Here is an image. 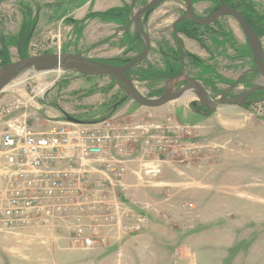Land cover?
I'll list each match as a JSON object with an SVG mask.
<instances>
[{
	"label": "rangeland",
	"instance_id": "obj_1",
	"mask_svg": "<svg viewBox=\"0 0 264 264\" xmlns=\"http://www.w3.org/2000/svg\"><path fill=\"white\" fill-rule=\"evenodd\" d=\"M149 1L138 0L136 7ZM195 1L200 15L211 8V0ZM229 1L251 19L264 47V0ZM116 5L121 2L1 0L0 37H14L19 43L12 42L7 51L0 47V67L3 58L15 61L23 51L28 56L84 53L116 62L134 55L139 51H127L128 36L115 35L119 22L108 16L94 17L91 12ZM185 7L184 0H167L145 22L152 50L137 65L133 78L146 97L159 96L155 93L164 91L165 83L140 78L139 72L149 65L165 66L159 48L176 46L172 25ZM20 34L24 35L19 39ZM181 34L188 50L186 71L212 96L220 95L244 71L256 66L245 32L233 16L222 17L209 29L199 28L190 38ZM199 39L211 51H205ZM193 55L199 61H193ZM35 72L42 71L30 69L25 72L31 78L26 84L0 92V105L35 97L28 105L29 115L40 116V122L48 125L66 121L63 112L81 119L110 114L137 127L140 136L132 143L136 160L132 169L144 161L158 163L161 171L149 183L131 189L134 195L128 205L145 211L150 222L137 235L115 229L110 244L85 249L73 245L66 224L15 233L0 231V264H264V102L222 104L213 113L199 114L180 98L160 107L128 100L111 112L109 108L124 96L115 79L68 71H44L41 78ZM50 82L40 94L42 86ZM258 84H264V77L250 73L228 95L236 96ZM129 182L138 184L133 173ZM129 239L133 244L124 247Z\"/></svg>",
	"mask_w": 264,
	"mask_h": 264
},
{
	"label": "built area",
	"instance_id": "obj_2",
	"mask_svg": "<svg viewBox=\"0 0 264 264\" xmlns=\"http://www.w3.org/2000/svg\"><path fill=\"white\" fill-rule=\"evenodd\" d=\"M33 99L0 105V231L66 224L73 245L90 249L110 244L115 229L145 230L148 214L127 200L161 170L144 161L132 169L137 127L114 116L95 124H44L29 115ZM131 173L138 184L129 182Z\"/></svg>",
	"mask_w": 264,
	"mask_h": 264
},
{
	"label": "water",
	"instance_id": "obj_3",
	"mask_svg": "<svg viewBox=\"0 0 264 264\" xmlns=\"http://www.w3.org/2000/svg\"><path fill=\"white\" fill-rule=\"evenodd\" d=\"M163 1L165 0H151L148 2L136 12V20L138 21L139 16H141L144 12H148L150 9L156 7ZM185 1L187 3V11L178 18V20L174 23V27H176L177 22L183 18H190L198 24L206 25L213 23L222 15H230L236 18V20L239 22L249 41L253 61L256 66L244 71L239 76L237 81L234 84L228 86L221 96L217 98L212 96L208 88L201 81L184 75L183 69L180 71L178 76L170 79L167 82L163 94L156 97H146L141 94L136 87L135 81L128 77L126 72L138 62H141L147 58L150 53V37L144 30L143 34L146 39L144 51L129 59L124 65H117L110 62L93 59L85 56L84 53L75 54L69 52L34 54L5 63L0 67V92H2L6 86H8L12 81L18 78L21 74L25 73L27 70L34 69L36 71L42 72L60 70L74 72L85 77L102 75L108 76L111 79H115L121 86L124 96L109 108V111L111 112L118 110L120 107L126 104L128 100L145 107L164 106L167 103L179 99L185 93L193 90H198V94L196 99L190 103L195 105L196 103L200 102L201 105L208 109L209 113H213L217 107L222 104L244 105L249 103L248 97L259 91H264V84L254 85L237 96H229L227 92L236 88L241 82L242 78L250 71L257 72L264 77V47L260 37L256 34L245 17L236 9L228 6L224 0H220L221 4L216 12L208 17H198L193 10L192 0ZM181 55L183 56V51H181ZM181 77L184 78L186 83L177 88L173 83H175L174 81L179 80ZM171 83L174 89H170ZM255 102H264V97ZM63 113L66 121L77 124H95L111 117L110 114H108L99 119H81L67 112Z\"/></svg>",
	"mask_w": 264,
	"mask_h": 264
},
{
	"label": "flooded vegetation",
	"instance_id": "obj_4",
	"mask_svg": "<svg viewBox=\"0 0 264 264\" xmlns=\"http://www.w3.org/2000/svg\"><path fill=\"white\" fill-rule=\"evenodd\" d=\"M94 1H96V0H91V3L93 4V2ZM105 2L107 1V0H104ZM120 2H121V5H119V7H117L118 5H116V6H108L109 8H107V9H93V11H91L92 12V14H93V16L94 17H97V16H108V17H110L111 19H113V20H115V21H117V22H119V25H118V27H116V30H115V35L117 36V35H119V34H122L123 36H124V34H126L127 36H128V40H130V45H129V48H127V51L128 52H130V51H139V52H136L134 55H132V56H130V57H127V58H121L122 59V61H120V62H122L121 63V65H124V64H126L127 62H128V60L129 59H131L132 57H134V56H136V55H138L139 53H141L142 51H144V49H145V46H146V39H145V36H144V34H143V30L149 35V37H150V43H151V45H150V50L149 51H151L152 50V44H153V42H152V38H151V36H150V33H149V31L146 29V26H145V22L149 19V16H150V14L152 13V11L153 10H155L160 4H162L163 2H165V1H167V0H165V1H163V2H161L160 4H158L156 7H154V8H152V9H150L148 12L146 11V12H144L141 16H139V18H138V21L136 20V18H135V14H136V12L141 8V7H143L144 5H146L148 2H146V3H144L143 5H141V6H139V7H136V4L138 3V0H130V1H128V0H119ZM151 1V0H150ZM149 1V2H150ZM185 1V0H184ZM225 1V0H224ZM195 0H192V6H193V10H194V12H195V14L198 16V17H208V16H210V15H212V14H214L215 12H216V10L218 9V7L220 6V4H221V1L219 0V2H217V1H213V0H211V1H209L210 3H211V8L204 14V15H200L198 12H197V10L195 9ZM226 2V1H225ZM226 4L228 5V6H230V7H232V8H234L232 5H230L229 3H227L226 2ZM185 5H186V7H185V10H184V12H182L178 17H177V19L173 22V25H172V36H173V38H174V40H175V42H176V46L175 47H171L170 45H168L167 47H163V45H161V47L159 48V51H162V56H164L165 57V62H166V57L167 58H170L169 57V51H179V54H178V56H174V58H171V61H170V63H169V69H166V70H163V72L161 73V74H159L157 77H155V78H153L152 80L153 81H163L164 83V85H165V87H166V84H167V82L170 80V79H173L174 77H176V76H178L179 74H180V71L183 69V72H184V75H186V76H189V77H193V78H195L192 74H190L189 72H187L186 71V66H185V55H186V51H188L187 50V48L185 47V45H184V42L182 41V39L180 38L181 37V33H183V35L184 36H188V38H190L189 37V34L187 33V32H189L190 30H188L187 32H184V31H181V32H179L178 31V25L182 22V21H186V23L188 24V23H195L196 25H199L200 27L199 28H206V29H209V26H211L212 24H214V23H217L222 17H224V16H230V15H222V16H220L218 19H216L213 23H210V24H206V25H202V24H198L197 22H195L194 20H192V19H190V18H183V19H181L180 21H178L177 22V24H176V27H174V23L178 20V18L180 17V16H182L183 14H185L186 13V11H187V3H186V1H185ZM97 7V6H96ZM95 8V7H94ZM235 9V8H234ZM237 11H238V9H236ZM239 13H240V11H238ZM241 14V13H240ZM246 19V18H245ZM193 27V26H192ZM191 27H188V29H190ZM199 28H194V29H198V31H199ZM131 29L133 30V31H131ZM131 32H133V33H131ZM204 33V32H203ZM213 35V34H212ZM246 35V34H245ZM115 36V37H116ZM197 37L199 38V37H202V34H201V32L197 35ZM113 38H111V40H112ZM202 43H203V48L205 49V51H211L210 49H208V46L209 45H207V44H205V42H203L202 41V39H199ZM139 41L141 42V44H140V46H139ZM139 46V48H138V50H136V48ZM181 51H183V56L181 55ZM146 59V58H145ZM145 59L143 60V61H145ZM143 61H141V62H138L137 64H139V63H142ZM3 62V61H2ZM109 62H115L114 60H112V61H109ZM177 63H179V65H180V67L179 68H177ZM136 64V65H137ZM136 65H134V66H136ZM133 66V67H134ZM132 67V68H133ZM183 67V68H182ZM175 69H178V71L175 73L174 72V70ZM251 69V68H250ZM131 70V68L127 71V72H129ZM127 72H126V74H127ZM250 73H256V74H259V73H257V72H254V71H250V72H248L243 78H242V80H241V82L239 83V85L241 84V83H243V81H244V79L250 74ZM128 75V77H130L131 79H133L134 80V78L133 77H131V74L129 75V74H127ZM197 79V78H196ZM175 83H176V87L177 88H179V87H181L183 84H185L186 83V81H184V78H180L179 80H176V81H174ZM238 85V86H239ZM237 86V87H238ZM164 87V88H165ZM237 87L236 88H234V89H237ZM163 88V87H162ZM248 88H250V87H247L246 89H244L243 91H240L239 93H238V95H240V94H242L244 91H246ZM226 90V89H225ZM224 90V91H225ZM233 90V89H232ZM224 91H222L221 92V94L224 92ZM164 93V91H163V89H160V91L159 92H157V93H155V95H157L158 93H159V95L161 94V93ZM228 94H230V93H233V92H230V91H228L227 92ZM221 94L220 95H216V96H214L215 98H217V97H219V96H221ZM258 95H260L261 97H256L257 95H255V93L254 94H252V95H250L249 97H248V101H249V103H247V104H250V103H253V102H255V101H257V100H259L260 98H262V97H264V91H262V93H260V94H258ZM229 96H231V95H229ZM237 96V95H236ZM192 107V109L196 112L197 111V113H199V114H202V113H206V114H208L209 113V111H208V109H206L203 105H201V103L200 102H198V103H196L195 105H192L191 106Z\"/></svg>",
	"mask_w": 264,
	"mask_h": 264
},
{
	"label": "trees",
	"instance_id": "obj_5",
	"mask_svg": "<svg viewBox=\"0 0 264 264\" xmlns=\"http://www.w3.org/2000/svg\"><path fill=\"white\" fill-rule=\"evenodd\" d=\"M214 1H217V2H219V0H214ZM227 3H229L230 1L229 0H225ZM230 4V3H229ZM235 9H238L239 11H240V13L246 18V20L248 21V23L251 25V27L254 29V31L256 32V34L258 35V36H260V33L256 30V28H255V25L252 23V21H251V19L247 16V15H245L244 13H242L241 12V9H240V7H237L236 5H234L233 6ZM193 26V27H192ZM188 27H191L190 29H188ZM198 27H200L199 25H196L195 23H186V21L184 20V21H182L179 25H178V31L179 32H181V31H184V32H187L188 30H190L189 32H187L190 36H193L194 34H195V32L198 30V29H194V28H198ZM23 35L24 34H20L19 35V39L20 38H23ZM12 42H15L16 44H18L19 43V40H17V38H14V37H10L9 39H7L6 37H0V47H3L1 50L2 51H7V48H8V46H9V44H12ZM21 42V41H20ZM172 52V51H171ZM1 53V52H0ZM3 53V52H2ZM4 54V53H3ZM178 54H179V51H176V53H170L169 54V57L170 58H167L166 57V64H165V66H163V67H157V66H153V65H149L147 68H145V69H142L139 73H140V78H155V77H157L159 74H161L162 72H163V70H166V69H169L170 67H169V63H170V61H171V58H174V56H178ZM22 57H26V56H28L27 54H26V52L25 51H23V52H21V54H20ZM194 56V55H193ZM192 57V56H191ZM196 56H194L193 58H192V60L193 61H199L198 59H197V57L195 58ZM195 59V60H194ZM9 62V60L8 59H5V58H3V64H5V63H8ZM105 62H109V61H106L105 60ZM110 63H114V64H117V65H121V63L122 62H110ZM141 63H139V64H137V65H140ZM137 65L136 66H134L133 68H131V70L129 71V72H127V74H131V77H133V73H135V69H136V67H137ZM174 72L176 73L177 72V70L175 69L174 70ZM138 76V77H139ZM260 93H262V91H259V92H257V93H255V94H260Z\"/></svg>",
	"mask_w": 264,
	"mask_h": 264
},
{
	"label": "bare ground",
	"instance_id": "obj_6",
	"mask_svg": "<svg viewBox=\"0 0 264 264\" xmlns=\"http://www.w3.org/2000/svg\"><path fill=\"white\" fill-rule=\"evenodd\" d=\"M26 72H28V70ZM54 73L60 74L61 71L60 70H56V71H54ZM33 74H34V76H41V78H42V77H45L44 75H46V72H35ZM29 75H30L29 73L28 74L25 73V75H23L22 77L18 78L17 80H14L8 86H6V88L4 90L10 89V86H12V85L13 86H16L19 83L20 84H22V83H25L26 84L27 80H30L31 79L29 77ZM49 84H51V82L48 83V84H46V85H44V86H42L41 91H40V94L44 93V89ZM21 87H24V84ZM16 88H18V87H16ZM170 89H174L172 83L170 84ZM197 94H198V90L189 91V92L185 93L184 95H182L180 97V100H182L183 102H185V103L188 104L191 101L195 100V97L197 96Z\"/></svg>",
	"mask_w": 264,
	"mask_h": 264
},
{
	"label": "crops",
	"instance_id": "obj_7",
	"mask_svg": "<svg viewBox=\"0 0 264 264\" xmlns=\"http://www.w3.org/2000/svg\"><path fill=\"white\" fill-rule=\"evenodd\" d=\"M132 241H134V240H131V239L125 240L124 243H123L124 244V247H126V246L129 247V245L133 244Z\"/></svg>",
	"mask_w": 264,
	"mask_h": 264
}]
</instances>
